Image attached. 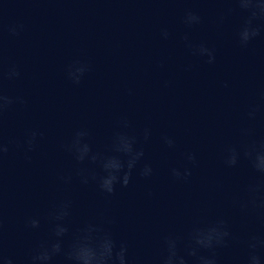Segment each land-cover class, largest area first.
<instances>
[{"label": "clouds", "instance_id": "9594fccd", "mask_svg": "<svg viewBox=\"0 0 264 264\" xmlns=\"http://www.w3.org/2000/svg\"><path fill=\"white\" fill-rule=\"evenodd\" d=\"M236 9L244 13L243 23L237 32V39L242 47H247L251 41L261 35L264 29V0H232ZM223 20V17H221ZM183 23L192 27L201 23V17L189 10L185 12ZM24 25L15 23L7 27L11 36H18L23 31ZM163 38L167 39L170 33L167 29L161 32ZM185 46L192 55L206 58L208 64H213L216 59L215 49L206 44H193L187 34L182 37ZM67 78L75 85H79L88 71L90 65L80 59L73 60L67 65ZM20 71L15 65H9L7 71H3V59L0 55V164L10 151L14 141H7L2 136V124L4 113L15 104H25L26 101L20 96H11L4 92L3 81L19 78ZM258 108L253 106L247 115L250 120L256 118ZM123 128L129 127L126 119L121 120ZM41 133L38 130L29 131L23 141L26 152L35 149ZM86 129L77 130L69 143L64 145L78 164L86 162L99 165L100 173L79 169L77 175L82 184L94 182L99 191L106 195H113L117 186L126 188L133 178V171L143 159L145 153L142 147H138L137 137L126 132H117L112 140L113 155H103L94 152L87 137ZM151 136V130L145 128L143 140L147 142ZM163 142L169 147H175L172 137L164 136ZM246 159L252 170L264 175V144L257 146L256 143L245 144L239 148L230 146L225 150L223 163L226 167H236L241 159ZM185 160L188 164L195 166L197 157L195 153H185ZM171 175L176 179H187L191 176V169L185 166L172 168ZM139 175L144 178L153 175V168L150 164H144L139 170ZM65 182L71 181V176L61 177ZM242 211L260 213L264 210V186L257 183H250L245 189V197L236 201ZM70 203L64 202L58 205L51 214L53 221L52 237L41 242L32 252L28 264H54L57 258H61L63 264H134L126 241L118 239L115 233L102 224L89 223L72 236L70 242L65 238L69 235L67 218ZM27 226L32 229L40 227L39 218H29ZM2 220H0V232H2ZM233 239L227 220L218 218L214 222L205 225H194L188 232L187 237L166 235L163 238L164 252L159 258V264H218V250L226 247ZM248 249L244 264H264V257L260 255L259 249L264 248V239L257 235H250L246 241ZM0 264H17L14 257L4 250L0 240Z\"/></svg>", "mask_w": 264, "mask_h": 264}]
</instances>
